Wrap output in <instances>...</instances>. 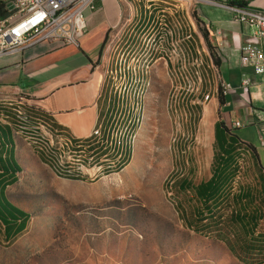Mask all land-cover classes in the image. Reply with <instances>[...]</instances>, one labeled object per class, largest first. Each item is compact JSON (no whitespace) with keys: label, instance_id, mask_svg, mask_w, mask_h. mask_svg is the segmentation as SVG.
<instances>
[{"label":"crops","instance_id":"obj_1","mask_svg":"<svg viewBox=\"0 0 264 264\" xmlns=\"http://www.w3.org/2000/svg\"><path fill=\"white\" fill-rule=\"evenodd\" d=\"M244 1L247 3L245 8L264 13V0ZM127 4L131 11L120 0L98 1L96 10H86L87 30L78 46L40 44L19 53L0 56V125L9 128L13 143V147H7L13 152L5 150L1 156L12 157L20 166L15 136L22 114L27 116L32 130L45 131L49 140L55 143L90 141L93 132L99 128L104 133L108 132L117 115L130 106L129 98L137 93L138 75L149 92L150 63L155 48L153 37L165 32L164 47H175L173 57L167 63L172 84L170 109L178 115H183L186 108L194 113L197 110L200 121L204 123L198 129L200 143L212 150L211 175L196 186L208 182L215 171H226L235 179L242 156L250 159L257 178L256 187L232 194L231 200L225 195L227 191H173L175 180L196 187L191 181L190 170L186 168L170 182L169 192L180 212L181 223L194 233L205 235L209 231H219L214 228L221 214L223 219L261 215L249 236L253 241L264 244V233L259 232L258 235L256 232L264 222V74L256 75L241 64V55L251 39L250 30L239 24L234 13L224 6L205 2L220 10L211 18L198 5V18L207 28L219 61V65H215L199 26L192 18L191 26L188 24L187 1L127 0ZM168 15L172 21L167 20ZM160 16H163V23L159 25L164 27L156 28V19ZM175 20L179 29L172 24ZM114 27L111 38L107 39ZM192 32L198 41L196 44L190 40ZM124 34L128 39L123 46L128 44L126 49L130 48L127 54L130 57L122 64L125 58V52L120 55L123 46L116 52L123 42L121 39H125ZM174 36H182V39L176 40ZM175 45L184 60L186 56L188 60L196 57L193 63L195 72L191 74L188 71L189 76L182 81L173 76L176 65L183 60ZM262 46L264 49V40ZM142 61L146 68L139 70ZM146 62L149 65L145 66ZM244 80L251 83L250 88L242 86ZM122 85H125L126 100L121 92ZM225 85L230 87L226 92L223 91ZM221 93L223 104L220 102ZM131 116L140 115L133 112ZM236 123L241 125L237 127ZM31 150L40 158L38 151ZM12 177L10 173L3 174L0 183ZM7 188L5 199L8 201ZM248 194L253 197L250 203L245 198L241 199ZM239 201L245 208L242 212L236 209ZM0 204V241L9 243L27 230L29 219L26 213H29L16 203H11V208L3 205L1 200ZM239 206L241 208L242 204ZM225 210H228L227 214ZM243 222L246 228H252L249 219L243 218ZM233 245L236 258L264 259L262 252L247 254L237 248L235 241Z\"/></svg>","mask_w":264,"mask_h":264},{"label":"rangeland","instance_id":"obj_2","mask_svg":"<svg viewBox=\"0 0 264 264\" xmlns=\"http://www.w3.org/2000/svg\"><path fill=\"white\" fill-rule=\"evenodd\" d=\"M120 1L128 5L127 0ZM182 1H187L189 26L190 18L198 25V5L211 18L220 11L204 4L206 0ZM162 19H156V28L164 27L159 25ZM167 20L172 21L170 15ZM177 22L172 23L175 29L180 28ZM124 38L116 53L128 39L125 34ZM153 38L149 92L138 75L139 88L129 98L130 108L117 115L108 132L96 130V143L52 142L48 133L32 130L27 116L21 115L15 138L22 171L7 188V199L26 209L30 219L24 233L9 243L0 241V264H264L263 259L236 258L227 230L196 234L181 223L170 182L186 168L195 186L207 180L212 150L200 143L198 129L204 123L197 110L196 115L188 108L183 115L171 111L167 63L175 47H164L165 32ZM190 40L198 42L193 32ZM127 45L120 53L125 52L122 64L130 57ZM195 58H183L173 76L182 81L188 71L193 74ZM143 65L142 61L139 70L146 68ZM133 112L140 116H131ZM230 178L221 189L230 200L232 194L257 186L256 172L245 156L235 179ZM239 202L242 209L238 202L236 209L242 212L245 208ZM256 232L264 233V222Z\"/></svg>","mask_w":264,"mask_h":264},{"label":"built area","instance_id":"obj_3","mask_svg":"<svg viewBox=\"0 0 264 264\" xmlns=\"http://www.w3.org/2000/svg\"><path fill=\"white\" fill-rule=\"evenodd\" d=\"M8 4L10 14L0 22V56L19 53L40 44L58 43L79 45L87 30L86 10H96V3L105 0H3ZM228 0H206L224 6L234 13L235 20L247 27L251 33L248 47L241 55V64L253 70L254 74H264V13L258 10L228 6ZM149 5V3H148ZM112 28L107 39L111 38ZM106 39V41H107ZM242 86L250 88L248 80ZM230 87L225 85V92ZM241 124L236 123L239 127ZM91 139H99L96 130ZM76 142H84L78 141Z\"/></svg>","mask_w":264,"mask_h":264},{"label":"trees","instance_id":"obj_4","mask_svg":"<svg viewBox=\"0 0 264 264\" xmlns=\"http://www.w3.org/2000/svg\"><path fill=\"white\" fill-rule=\"evenodd\" d=\"M228 6H236L239 8H245L247 6V3L244 0H228L227 1ZM10 14V11L8 9V2L0 0V22L8 17ZM198 25L201 28L203 37L207 43L208 49L211 53V57L213 60V63L215 65H219V61L216 57L215 48L212 46L210 39H209V33L207 30L203 29L202 22L200 20H197ZM224 91V88H223ZM222 92V91H221ZM221 104L224 103V99L222 98V93L220 97ZM219 126H222V123H219ZM8 146L13 147V143L11 140V134L10 130L5 125H0V176L6 173H10L13 177L8 181H3L0 183V200L2 201L3 205L6 207H12V204L5 199V190L7 186L13 185L17 182V179L15 175L17 173H20L22 171L21 167L18 166L12 157H2L1 154L6 150H10V152H13V149L7 148ZM222 152H225L226 149H221ZM217 167V165H216ZM233 176V174H228L225 172H219L213 174V177L206 183H201L200 185L193 187L191 184H182L179 180H175L172 184L173 191H186L190 189H194L195 191H222V187H224L225 182L230 183L231 179L230 177ZM244 198L249 203L252 202L253 197H251L249 194L246 195V197H241L242 200ZM1 205V204H0ZM26 218L30 219V215L26 213ZM243 218L249 219L250 224L252 225V228H246L244 226ZM261 219V215H258L256 217H251L248 215L243 216H236L235 219L231 217H225L222 218V214L219 215L218 220L216 221L214 230H227L233 235V239L236 243L237 248L244 252V253H254V252H262V255H264V244H261L259 242L253 241V239H250L249 234L251 233V230H254L257 227L258 221ZM4 221V220H3ZM264 260V259H263Z\"/></svg>","mask_w":264,"mask_h":264},{"label":"water","instance_id":"obj_5","mask_svg":"<svg viewBox=\"0 0 264 264\" xmlns=\"http://www.w3.org/2000/svg\"><path fill=\"white\" fill-rule=\"evenodd\" d=\"M8 7H9L10 9L13 8V3L10 2V3L8 4Z\"/></svg>","mask_w":264,"mask_h":264},{"label":"bare ground","instance_id":"obj_6","mask_svg":"<svg viewBox=\"0 0 264 264\" xmlns=\"http://www.w3.org/2000/svg\"><path fill=\"white\" fill-rule=\"evenodd\" d=\"M224 91H225V88H224Z\"/></svg>","mask_w":264,"mask_h":264}]
</instances>
